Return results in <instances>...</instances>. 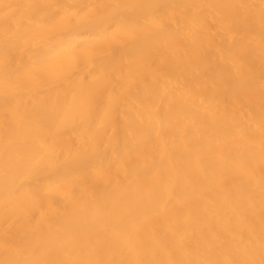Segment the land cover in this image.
<instances>
[{
    "label": "bare ground",
    "instance_id": "obj_1",
    "mask_svg": "<svg viewBox=\"0 0 264 264\" xmlns=\"http://www.w3.org/2000/svg\"><path fill=\"white\" fill-rule=\"evenodd\" d=\"M0 264H264V0H0Z\"/></svg>",
    "mask_w": 264,
    "mask_h": 264
}]
</instances>
